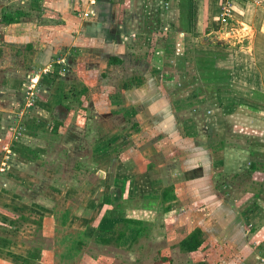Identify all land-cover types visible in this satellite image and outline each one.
Masks as SVG:
<instances>
[{
  "label": "rangeland",
  "instance_id": "1",
  "mask_svg": "<svg viewBox=\"0 0 264 264\" xmlns=\"http://www.w3.org/2000/svg\"><path fill=\"white\" fill-rule=\"evenodd\" d=\"M141 2L142 0H139L138 8L133 11H135L138 21L141 19L143 24V21L150 23L148 28H145L142 23L140 27V24L137 23L138 29L147 30V33L142 34L141 38H138L137 35L134 37L136 39L133 45L136 43L140 49L136 47L134 50L135 53L131 59H134L135 63L129 72L132 76L139 73L142 75L144 71L147 87L145 92L150 100L145 103V106L141 102H133L137 95L129 93V96L123 97L122 89L128 87L127 83H124L125 87H118L120 81L108 80L107 73L103 72L101 76L97 74L91 76L87 73L86 70H89V67H99L104 70L99 63H92L95 61L93 55L91 57L88 55L91 52H97V49L96 45L92 47L94 40L90 39L87 34L83 40H78L77 45L81 48L79 55L81 57L76 58L78 60L71 59L68 66H63L64 68L57 67L56 64L55 68L52 66L56 71L61 69V74L58 73L59 77L61 75L65 77L68 72L67 68L76 71V65L79 66L81 70L77 71L81 72L82 78L87 84L84 95L92 100V104L87 102L88 105H92V108H89L84 102L79 105V108L87 109L86 116L77 117L73 114L65 119L61 111L52 110L49 114L44 111L46 109L43 107H40L38 111L36 105L34 108H27V99L24 96L22 99L21 93L18 92V94H14L17 107L22 103L25 111L21 115L17 114L13 119H9V117L0 119V126H4L3 130L1 129L2 132L0 130V161L6 158L7 164L0 175L9 172L14 165V167L18 166L19 178L26 177L28 179L27 175L31 176L35 169L31 168V172L28 171L27 164L41 163L45 167L43 172H39L37 168L36 175L41 177L35 178L32 175L34 181L29 184L30 189L26 188L34 191L33 197H29L32 192L23 189L21 183H17L20 186L8 183L7 186L12 188H6L12 193L24 196L28 204L34 203V206L44 204L51 211L49 215L44 216V221L41 220V225L35 233L37 242L43 250L42 259L37 264H254L252 256H250L251 248H242L243 258L239 257L241 248L235 246L234 232L226 233L218 230L219 225H216L215 220L221 214L217 212L216 202L210 204L202 197L199 200L192 198L194 193L192 194L191 188L196 194L195 190L199 191L205 183L193 182L191 186L187 187L181 181L186 165L189 166L194 162V159H199L200 149L206 150L209 156L215 154L216 159H218L217 156L222 157L223 154L224 158L226 156L233 159L235 156L234 149L231 148L235 146L233 142L243 143L245 139L261 141L262 126H264L262 121L252 123L249 115L236 116L234 110L224 111L221 104L217 106L214 104L220 93V88L228 83L225 81L226 79L224 80V76L236 73L237 68L234 64L236 53L228 48L222 51H219L218 48L203 49L200 45L201 40L197 38L193 44L194 48L189 40L180 39L176 45L169 47L173 55L159 52L165 42L164 39H166L164 35H160V32L164 30L163 23L165 21L159 20L160 22L156 23L154 20L161 18L160 16L164 12L168 16L170 15L168 0H160V5H157L158 1L156 0H149L145 4ZM235 2L244 4L242 0ZM238 5L236 4V6ZM251 5L249 4L246 17L257 23L264 12V0H261V9L257 7V11L252 9ZM90 14L85 12V15L83 13L82 16L88 17ZM229 26L231 25L226 24L225 29ZM209 36L210 40L215 37L220 41L225 39L219 37L221 35L212 34ZM168 41L172 43V39L168 38ZM153 42L156 43L154 47ZM210 42L212 43V41ZM234 44L226 43L230 46ZM65 48L68 49V44ZM204 59L209 63L214 60L215 68L213 69L215 71L207 72L208 69L198 68V64H205L202 61ZM152 60L158 61L163 67L162 70L156 72L150 70ZM213 65L206 66L212 67ZM45 68L48 70V72L45 71L46 73L43 71ZM53 69L51 66L38 68L41 75L37 79L34 91L37 93L36 100L40 99L39 103L44 101L40 95L39 81L43 78H46L45 81H49L45 82L47 84L54 81ZM36 72L37 70L20 74L17 71H8L6 68L0 67V81L3 78L14 77L18 83H24L22 90L25 92L29 78ZM238 78L241 83L245 84L247 81L244 79L243 70L241 75L238 74ZM176 83L180 85H176ZM216 85L219 86L215 89ZM0 90H2L1 86ZM118 95L119 98L124 99L123 103L119 100L116 101L115 97ZM195 95L199 97L194 99ZM38 96L40 97L38 98ZM231 96L233 98L235 96L232 95V91ZM241 96L243 95L237 94L235 102L245 101ZM163 98L170 100L167 109H164V106H168V104L158 100ZM2 99L0 101H3ZM121 104L124 105L123 109L120 108ZM32 108L33 110H31ZM116 108L120 111H114ZM111 110L115 116L119 115V118L112 119ZM31 116H34V119ZM168 117L169 119L165 123L169 125L175 123L178 132L171 133L174 130L170 127L163 131L159 127L160 125H157L160 119L166 120ZM29 120H33L35 129L39 127L44 131L50 128L54 122L61 123L63 126L60 130H63V133L60 135L59 133L56 135L45 133L43 140H31L24 134L25 125ZM85 129L98 131L97 136H99L100 143L96 147L103 149L99 152L97 149L94 152V157L104 165L99 169L100 176L112 174L111 172L114 171V168L112 170V166L107 164L108 156H104L108 151L105 146L107 137L111 136L110 132L118 133L119 141L124 134H127L125 140L119 142L122 144L128 141L124 150L120 149L121 155L129 154V151L132 150L134 156L131 158V163L135 162L138 166H135L136 168L131 171L130 188L125 189L122 176H117L114 182L100 183L97 181V172L92 171L90 163L82 166L80 159L86 161L91 158L90 148L95 136L94 134L93 136L83 135L82 132ZM224 141L231 144V146L224 145V147L231 148L233 154L230 151L228 153L226 149L224 152L218 148L215 149L220 144H226ZM192 148L194 150H191ZM186 160L189 162L186 163ZM246 160L244 159V162ZM154 169L158 170L157 175L159 173L162 175L158 180L150 176H156ZM140 172H145L144 176H140ZM208 173L211 174L210 178L213 182L207 183V186L209 185L214 190L213 194L219 195L217 187H221V185L217 181L218 178L213 176L210 170ZM91 175H94V179H91ZM166 188L170 189V195L174 194L175 198H163V191ZM44 192L49 197H45ZM26 195L29 198H26ZM222 200V203L228 207L236 208V205L232 203L233 199ZM10 201L12 200L9 197L1 196L0 207L1 204L14 207L15 205ZM21 202L26 203L24 199ZM194 204L196 205L193 206ZM107 209L109 216H115L113 217L115 219L102 222L103 214ZM189 210H196L195 212L198 213L196 217L191 215L193 220L190 219V221H188V215L191 213ZM64 211L68 215H64ZM183 212L186 214L182 215ZM120 216L142 220L145 231L137 239L131 240L128 237L118 245L97 243L94 239L95 236H105L111 228L117 229L122 225L120 224L121 220L116 219ZM204 225L208 230L204 229ZM197 229L200 230L201 245L195 250L196 253L188 255L187 252L179 248V242ZM85 234L89 238L88 243L83 247L81 245L78 251H74L76 242L80 236L82 238ZM235 239H238V236ZM239 242L238 245H241ZM260 263L264 264L262 261Z\"/></svg>",
  "mask_w": 264,
  "mask_h": 264
},
{
  "label": "crops",
  "instance_id": "2",
  "mask_svg": "<svg viewBox=\"0 0 264 264\" xmlns=\"http://www.w3.org/2000/svg\"><path fill=\"white\" fill-rule=\"evenodd\" d=\"M148 1L142 0L141 3L145 4ZM156 1H158L157 5H160V0ZM242 1L244 4L236 3L239 5L235 7L231 22L227 23L231 26L225 29L226 24L220 21L219 7L216 0H168L170 11L168 13L170 15L168 16L164 12L161 14V18L154 20L156 23H159V20L165 21L163 23L164 30L160 32V35H164L166 39H164L165 42L159 52L173 55L169 47L176 45L180 39L189 40L194 48L193 44L196 38L201 40L200 45L203 49L218 48L219 51L227 48L232 49L236 53V60H234L237 68L235 78L229 80L227 85L220 88V93L218 92L219 95L214 104L216 106L221 104L224 111L231 112L234 110L236 116L249 115L252 123L259 121L264 123V12L261 15L262 17L259 18L260 21L254 23L255 20L246 17V13L249 4H252L250 7L257 11V7L260 8L261 0ZM137 5L139 6V0H0V58L2 57L0 67L6 68L8 71H17L20 74L36 71L44 66H51V69H53L52 66L55 68V64L57 67L64 68L65 65L68 66L71 59L81 57L79 56L81 48L77 43L78 40H83L88 34L89 38L94 40L92 47L96 45L97 49V52H91L88 55L90 57L93 55L96 62L93 61L92 63H99L104 70L99 67H89V70H86L87 73L91 76L94 74L101 76V73H107L108 80L112 82L120 81L118 87H125L124 83H127L128 87L122 89L123 97L125 95L129 96V93L137 95L133 102H141L145 106V103L150 100L147 97V92H145L147 87L144 71L142 75L139 73L132 76L129 72L133 63H135L134 59H131L135 53L134 50L136 47L140 49L136 43L133 45L136 39L134 37L137 35L138 38H141L142 34L147 33V30L138 29L137 23L141 27L142 21L141 19L138 21L135 11H133L138 8ZM85 12L86 14L91 13L90 16H82L83 13L85 15ZM143 22V26L148 28L150 22ZM212 34L221 35L219 37L225 39H223L224 41L219 40L217 43L210 42L207 44L210 40L209 35ZM205 37H208V39H205ZM168 38L172 39V43L168 41ZM173 41L175 42L173 43ZM226 43H230V45L240 44H234L232 45L234 47L230 48L232 46L226 45ZM67 44L68 49L65 48ZM154 44L156 45V43L153 42V47ZM242 55H246L250 59L251 74L248 76L249 80L246 79L247 81H245L247 84L241 83L238 78V74L241 75L242 71ZM162 68L158 61L152 60L150 70L156 72L162 70ZM67 69L68 72L65 77L61 75L62 78L58 75V73L61 74V69L58 71L53 69L55 75L53 76L54 81L50 82L51 85L45 83L49 82L45 81L46 78L39 81V86H41L40 95L44 101L39 103L40 99L36 100L31 107L34 108L36 105L38 111L40 107H43L46 109L44 111L49 114L52 110L61 111L65 119L73 114L77 117L86 116L87 109L79 108L81 102H84V104L91 102L92 104V100L84 95L87 87L86 81L82 78L81 72L77 71L81 70L78 65H76V71L71 68ZM121 75L123 77L120 78ZM176 85L180 84L176 83ZM0 86L2 87L0 99L3 98V101H0V119L5 117L13 119L17 114H23L25 108H23L22 103L17 107L14 94L20 92L22 99L23 96L25 97V92L22 90L24 83H18L14 77H11L8 79L3 78L0 81ZM231 91L232 95H243L241 97L245 101L235 102V96L234 98L233 96L230 97ZM197 96L195 95L193 98L195 99ZM115 98L116 101L124 102V99L119 98V95ZM163 99L158 100L166 104L170 101L166 98ZM91 104H87L89 108H92ZM169 105L164 106V109L169 108ZM123 107L124 105L121 104L120 108L123 109ZM114 111H120V109L116 108ZM111 112L112 119L119 118V115L115 116L112 110ZM31 118L34 119V116H31ZM168 119L169 117L166 120L160 119L157 125H160L159 127L163 131L170 127L174 130L171 133L178 132L175 123L171 125L165 123ZM61 126H63L61 123L54 122L48 128L49 130L46 128L47 130L44 131L40 130L39 127L35 129L33 120H29L25 125L24 134L29 136L31 140H43L45 133L62 134ZM0 127L1 130L4 126ZM262 128L261 141L245 139L243 143L233 142L235 143V146L231 147L234 149L235 156L233 159L226 156L224 158V154L222 157L217 156L218 159H216L215 154L209 156L206 150L200 149L199 159H194V162L189 166L186 165L181 180L187 187L191 186L193 182L205 183L199 191L194 188L196 194L191 188L192 194L194 193L192 198L199 200L202 197L210 204L216 202L217 212L221 214L215 220L216 225H219L218 230L226 233L234 232L235 246L241 248L239 249V257L243 258L242 248H251L252 254L250 256H252L254 264H261L262 260L258 258V255L264 254V251H262L264 249V126ZM181 130L183 132L182 127ZM82 133H84L83 135H95L90 148L92 151L91 158L86 161L80 159L82 166L90 163V168L92 171L97 172V181L100 183L114 182L117 176H122L125 189L130 188L131 171L137 166L135 162L131 163L134 152L131 150L129 154L124 153L121 155V151L124 150V146L127 145L128 141L119 144L121 140H125L127 134H124L119 141V134L113 131L110 132L111 136L107 137L108 140L105 146L108 151L104 156H108L107 164H110L115 172L113 171L114 174L111 172L112 174L108 173L100 176L99 169L104 165H102L103 163L100 164L98 158L94 157V152L99 148L96 146L100 143L99 136H97L98 131L85 129ZM224 142L226 144H220L215 149L218 148L222 152L226 149L228 153L231 152V148L224 147V145L231 146V144ZM101 149L103 148L98 149V152ZM191 150H194V148ZM231 153L233 154V152ZM244 159L247 160L244 162ZM185 162L188 163L189 160ZM27 165L25 166L28 171L31 168L35 169L34 173L32 172L35 178L41 177L36 175L37 168L39 172L45 170L41 163ZM17 169L18 166L14 167L13 165L9 172L0 175V197H9L12 200L10 202L15 205L11 207L10 205L1 204L0 207V264H37L42 259L43 250H41V245L35 237L37 228L41 224H36L34 221L39 219L44 221V216L49 215L51 211L44 204H37L36 206H34V203L28 204L24 196L6 189L12 188L7 186L8 183H21L23 189L32 192L29 197L34 196L32 189L27 190L30 189L29 184H32L34 177L27 175L28 179L26 177L19 178V169ZM208 170L218 178L217 181L221 185V187H217V192H220L219 195L213 194L214 190L209 185L207 186V183L211 184L213 182ZM154 171L156 176L150 175L152 178L158 180L162 177L160 173V176L157 175L158 170L154 169ZM144 174L145 172H140V176H144ZM91 176V179H94V175ZM17 185L20 186V184ZM44 196L46 197L48 194L44 192ZM29 197L26 195V198ZM173 198H175L174 194L170 195V199ZM226 198L233 199L232 203L236 205L235 209H233L234 206L228 207L222 203V199ZM23 199L26 203L21 202ZM195 211L189 210L191 213L188 215V221L193 220L192 216H198ZM223 211L226 213L222 214ZM64 212V215H66V211ZM184 214L186 212L182 213V215ZM204 229L208 230L207 226L204 225ZM237 236L238 239H235ZM88 241L89 238L86 234L82 238L80 236L74 246V251H78L80 246L83 247ZM238 242L241 245H238ZM194 252L197 251L187 252V254Z\"/></svg>",
  "mask_w": 264,
  "mask_h": 264
},
{
  "label": "trees",
  "instance_id": "3",
  "mask_svg": "<svg viewBox=\"0 0 264 264\" xmlns=\"http://www.w3.org/2000/svg\"><path fill=\"white\" fill-rule=\"evenodd\" d=\"M203 62H205L206 65H213L214 60L212 62H208L207 60H202ZM250 59L248 58V56L246 55H242V59H241V67L242 70L244 72V79H248V76L251 74V68H250ZM205 64L199 65L198 64V68H202V69H208L207 72L210 71H215V66L213 65L211 66H206ZM203 73V72H202ZM235 78L234 75H229V76H224V80L229 82V80H233ZM227 84V83H226ZM219 86V85H218ZM217 85L215 86L218 87ZM252 168H254L253 165H251ZM250 167V168H251ZM163 198L164 199H168L170 198V189L166 188L163 191ZM115 216H109V210L107 209V211L103 214V220L102 222H107L108 220L111 221V219H115L113 218ZM116 219L121 220L120 224H122L120 227L116 228H111L108 231V234L103 236V235H99V236H95V240L97 241V243L101 244V245H118L120 243H123L125 241V239H127L129 237V239L131 240H135L138 237L141 236V233H143V231H145V225L143 223L142 220H138L136 218H131V217H117ZM36 224L41 223V219L34 221ZM101 231H103V229H101ZM200 230L197 229L194 232H191L189 235H187L186 237H184L183 239L180 240L179 242V248L184 251V252H192L197 250L200 245H201V240L199 239V232ZM102 234V233H101ZM129 234H131V236H129ZM94 237V236H93ZM128 245V244H127Z\"/></svg>",
  "mask_w": 264,
  "mask_h": 264
},
{
  "label": "built area",
  "instance_id": "4",
  "mask_svg": "<svg viewBox=\"0 0 264 264\" xmlns=\"http://www.w3.org/2000/svg\"><path fill=\"white\" fill-rule=\"evenodd\" d=\"M217 5L219 7V17L220 21L223 24L229 23L231 19L233 18V15L235 13V7H236V0H216ZM168 4V3H167ZM166 5V4H165ZM44 73L45 71L48 72V70L45 68L43 69ZM50 71V70H49ZM41 75L40 70H37L36 73H34L30 78L29 82L26 85V91H25V98L27 99L26 101V107H31L36 101V95L37 93L34 91L35 86L37 85V79H39ZM250 164V162H248ZM7 166L6 164V158H3L0 161V173L5 170V167ZM258 258L262 261H264V254H259Z\"/></svg>",
  "mask_w": 264,
  "mask_h": 264
},
{
  "label": "water",
  "instance_id": "5",
  "mask_svg": "<svg viewBox=\"0 0 264 264\" xmlns=\"http://www.w3.org/2000/svg\"><path fill=\"white\" fill-rule=\"evenodd\" d=\"M205 39H208V37H205ZM210 41H212L213 43H217V42H219V39L215 37V38H213V40H209V41L207 42V44H209Z\"/></svg>",
  "mask_w": 264,
  "mask_h": 264
}]
</instances>
